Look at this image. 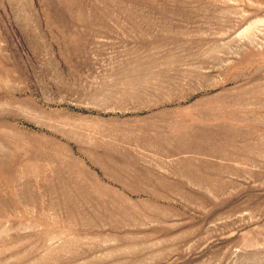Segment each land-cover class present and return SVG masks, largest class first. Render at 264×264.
<instances>
[{
  "label": "rangeland",
  "instance_id": "obj_1",
  "mask_svg": "<svg viewBox=\"0 0 264 264\" xmlns=\"http://www.w3.org/2000/svg\"><path fill=\"white\" fill-rule=\"evenodd\" d=\"M0 264H264V0H0Z\"/></svg>",
  "mask_w": 264,
  "mask_h": 264
}]
</instances>
